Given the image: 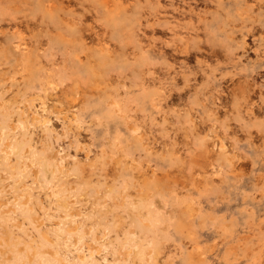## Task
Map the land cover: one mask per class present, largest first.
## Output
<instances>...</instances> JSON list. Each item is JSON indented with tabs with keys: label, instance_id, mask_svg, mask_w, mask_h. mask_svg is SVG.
Instances as JSON below:
<instances>
[{
	"label": "rangeland",
	"instance_id": "rangeland-1",
	"mask_svg": "<svg viewBox=\"0 0 264 264\" xmlns=\"http://www.w3.org/2000/svg\"><path fill=\"white\" fill-rule=\"evenodd\" d=\"M179 1L0 0V264H264L262 31Z\"/></svg>",
	"mask_w": 264,
	"mask_h": 264
},
{
	"label": "bare ground",
	"instance_id": "bare-ground-1",
	"mask_svg": "<svg viewBox=\"0 0 264 264\" xmlns=\"http://www.w3.org/2000/svg\"><path fill=\"white\" fill-rule=\"evenodd\" d=\"M176 1V0H175ZM179 1V0H178ZM192 1V0H191ZM193 1H198V0H193ZM212 1V0H211ZM215 3H216V9L215 10H213V11H211V10H208L207 8L204 10L205 12L204 13H202L201 11H198V10H196V9H193L194 7H197V6H195L194 5V7H188L189 8V10H186V8H183V6H180L179 8H180V10L181 11H183V12H186V13H188L189 11H190V13L191 14H196L197 15V17L199 18V21H201V20H203L204 22H206V21H208L209 20V22H208V24H203V26H199V28H201V29H204L206 26H209V27H211V28H213V27H216L218 24V22H219V20H217L216 18L217 17H219V16H221L222 14H224V11L225 10H227V9H229L230 11H231V9L232 8H235V7H240V6H244L245 8H244V10L241 12V15L242 14H247L248 15V18L250 19V20H252V23H251V27L248 29V30H246V31H243L242 30V36H243V38L242 39H246V37H248V36H253V37H255L256 38V35H258L257 34V27H259V30H261L262 31V33L260 34V38L259 39H264V0H253L254 2V4H252V5H250L249 3H250V1L249 0H213ZM180 2V1H179ZM202 2V1H201ZM175 4H177V2H174ZM182 3L183 4H188L189 6H191V3H189V1H187V0H182ZM204 3V2H203ZM192 4H193V2H192ZM205 4H203V6H204ZM199 6V5H198ZM214 6V5H213ZM206 7H207V5H206ZM210 6H208V8H209ZM212 9V8H211ZM165 11V10H164ZM164 11H162V12H164ZM166 11H167V8H166ZM165 11V12H166ZM161 12V13H162ZM166 14V13H165ZM164 15V14H163ZM167 15V14H166ZM227 14H225V16H226ZM178 17V16H177ZM186 17V16H185ZM188 17V16H187ZM190 17V16H189ZM159 18H160V16H159ZM179 20H181L180 18H178ZM159 20V19H158ZM193 20V19H192ZM160 21L163 23V25H167L169 22L172 24V26H170V30L173 32V37H172V40H168V41H165V40H167V39H165L164 41V46L165 47H169V48H172V54L169 56V54L166 52V50H164V49H162L161 47H160V51H159V57L160 58H165L166 59V61L168 60V59H172V63L174 64L173 66H172V69H174V70H176L175 72H177V74H180V75H182V77H183V79H184V81H189L190 79H189V77H188V75H191L190 73L188 74V75H186V72L184 71V70H180V69H183V68H185V65H183V64H181V65H179V66H177L178 65V62H177V60H178V55H184V56H186V61L189 59V58H191L195 53H201L203 50L202 49H205V48H203L202 47V43H201V41L199 40V39H196V38H194V35L192 36V35H190V36H184L182 33H180V29H181V27H183L185 24H186V22L184 21V20H182V21H184V22H182V21H178V20H170V17L169 16H162V18H160ZM194 21H191L190 20V26H191V28H193L194 27V23H193ZM195 23H196V21H195ZM249 26V25H248ZM220 28L222 29V28H224V26L223 25H221L220 26ZM238 28V27H237ZM239 29V28H238ZM242 29H243V27H242ZM165 32V31H164ZM166 33V32H165ZM184 34H185V32H183ZM241 34V33H240ZM201 35V34H200ZM199 35V36H200ZM228 36L230 37V38H234L233 37V32L232 33H230V34H228ZM258 38V37H257ZM238 39H239V37H238ZM250 39V38H249ZM248 39V40H249ZM237 40V39H236ZM251 40V39H250ZM248 42V41H247ZM246 42V43H247ZM193 44H196V46L195 47H193L192 48V46H193ZM251 44V43H250ZM252 45V44H251ZM246 47H248V45L246 46ZM250 47V46H249ZM249 47L247 48V49H249ZM257 48V47H256ZM205 50H207V49H205ZM256 51V50H255ZM210 52V51H209ZM259 52V51H258ZM203 53H207V51L206 52H204L203 51ZM202 53V54H203ZM212 55H216V51L215 50H213L212 49ZM246 53V52H245ZM256 53H257V51H256ZM264 53V52H263ZM261 54V53H260ZM208 55V54H207ZM198 56V55H197ZM204 56V55H203ZM203 56H201L202 58H203ZM261 57H262V59H263V56H262V54L260 55ZM200 57V58H201ZM205 57V56H204ZM216 57V56H215ZM218 57H220L219 55H218ZM193 58V57H192ZM194 58H195V56H194ZM221 59V58H220ZM192 60V59H191ZM195 60V59H194ZM199 60V59H198ZM203 60V59H202ZM182 61V60H181ZM204 61H206V60H204ZM228 61V60H227ZM226 61V62H227ZM208 64H210V61L208 60ZM185 64H186V67H187V69H188V71H189V63H188V61L187 62H184ZM188 63V64H187ZM224 63H225V61H224ZM188 65V66H187ZM205 65H207L206 63H205ZM177 67H179L180 69V71L177 69ZM191 67V66H190ZM196 67V66H195ZM204 67V66H203ZM209 67H210V65H209ZM199 69V68H198ZM171 70V69H170ZM173 70V71H174ZM190 70H191V68H190ZM192 72L194 71V70H191ZM207 71V70H206ZM209 71V70H208ZM207 71V72H208ZM174 73V72H173ZM198 72H196V74H197ZM209 73V72H208ZM259 73V72H258ZM176 74V75H177ZM201 76H203L202 74H200ZM199 75V76H200ZM195 76H197L196 78H198V74L197 75H195ZM180 77V76H179ZM179 77H178V79H179ZM195 78V80H197ZM206 78V77H205ZM254 78V77H253ZM252 78V79H253ZM177 78L175 77L174 78V80H176ZM199 79V78H198ZM201 79V78H200ZM256 79V78H255ZM255 79H253V80H255ZM163 80V82H164V78L162 79ZM202 80H204V78L202 79ZM177 81H179V80H177ZM192 81V80H191ZM198 81V80H197ZM258 81V80H257ZM179 82H181V81H179ZM178 82V83H179ZM251 82V81H250ZM254 82V81H253ZM166 83V82H165ZM198 83V82H197ZM196 83V84H197ZM228 83V82H227ZM230 83H232V82H230ZM235 83H236V81L234 82V87H235ZM239 82H237V84H238ZM241 83L242 82H240L239 83V85L241 86ZM260 83H262V82H260ZM164 84V83H163ZM236 84V85H237ZM243 84V83H242ZM238 85V86H239ZM249 85H251V86H253L252 84H250L249 83ZM161 86H162V84H161ZM187 86V85H186ZM226 86V85H225ZM231 86V85H230ZM232 86H233V83H232ZM245 86V85H244ZM248 86V85H247ZM233 87V88H234ZM246 87V86H245ZM195 87H193V89H194ZM240 88H242V87H240ZM191 88H189V90H190ZM234 89H236V88H234ZM243 89V88H242ZM259 89V88H258ZM163 90V89H162ZM166 90V89H165ZM165 90H163V92L165 91ZM169 90V89H168ZM196 90V89H195ZM237 90H239L238 89V87H237ZM237 90H234V92L233 93H235V91H237ZM245 91H246V89H244ZM250 90V89H249ZM252 90V89H251ZM256 91V90H255ZM257 91H259V90H257ZM186 93H188L187 91H185ZM219 92V91H218ZM220 92H221V90H220ZM241 91L239 90L238 91V93H240ZM166 93H168L167 91H166ZM166 93H164L165 95H166ZM264 93V92H263ZM169 94V93H168ZM244 95H245V93H243ZM256 94V93H255ZM259 94V93H258ZM170 96H171V93L169 94ZM185 95V94H184ZM215 95V94H214ZM240 95V94H239ZM168 96V95H167ZM217 96V95H216ZM215 96V97H216ZM223 96V95H222ZM237 96H238V94H237ZM254 96V95H253ZM250 97V96H249ZM249 97L247 96V98H248V100L250 101V99H249ZM169 98V97H168ZM217 98H219V97H217ZM223 98H226V97H223ZM222 99V98H221ZM228 99H230V98H228ZM252 99H253V97H252ZM220 100V98L218 99V101ZM255 100V99H254ZM253 100V101H254ZM249 103H251V101L250 102H248V105H249ZM255 104L254 105H256V101L254 102ZM222 105H224L223 103H222ZM253 105V106H254ZM259 105V104H258ZM257 105V107H259ZM250 106H251V104H250ZM250 108V107H249ZM254 109H256L255 107H254ZM212 110V109H211ZM214 110V109H213ZM252 110H253V108H252ZM179 111V110H178ZM181 112H183V110L181 111ZM214 112V111H213ZM219 113V112H218ZM183 114V113H182ZM37 117H39V115H37V114H35ZM194 117H196L195 116V113H193L192 114ZM191 115V116H192ZM211 115H213L212 113H211ZM214 115H216V114H214ZM213 115V116H214ZM212 116V117H213ZM217 116H218V114H217ZM191 118V117H190ZM197 118V117H196ZM195 118V119H196ZM43 119V118H42ZM41 119V120H42ZM45 119V118H44ZM223 148V147H222ZM222 148H220V149H222ZM224 151H225V148H224ZM224 151H222V152H224ZM226 153V152H225Z\"/></svg>",
	"mask_w": 264,
	"mask_h": 264
}]
</instances>
